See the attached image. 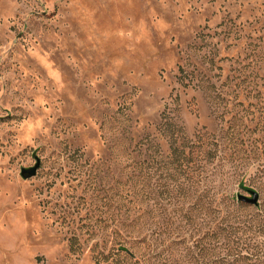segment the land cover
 <instances>
[{
  "label": "rangeland",
  "instance_id": "rangeland-1",
  "mask_svg": "<svg viewBox=\"0 0 264 264\" xmlns=\"http://www.w3.org/2000/svg\"><path fill=\"white\" fill-rule=\"evenodd\" d=\"M0 264H264V0H0Z\"/></svg>",
  "mask_w": 264,
  "mask_h": 264
},
{
  "label": "water",
  "instance_id": "water-1",
  "mask_svg": "<svg viewBox=\"0 0 264 264\" xmlns=\"http://www.w3.org/2000/svg\"><path fill=\"white\" fill-rule=\"evenodd\" d=\"M38 169H39V164H37L32 168L23 169L21 173L22 177L25 179L32 178L36 175ZM249 195L250 196H246L242 194L238 195L239 202L257 206L259 204V198H260L259 194L256 191L249 190Z\"/></svg>",
  "mask_w": 264,
  "mask_h": 264
},
{
  "label": "trees",
  "instance_id": "trees-1",
  "mask_svg": "<svg viewBox=\"0 0 264 264\" xmlns=\"http://www.w3.org/2000/svg\"><path fill=\"white\" fill-rule=\"evenodd\" d=\"M237 229H241V228H236L235 229L236 232H239V230H237ZM233 233L234 232H232V230L228 231L225 228H221V229H219V231H216V234H214V236H215L216 239L219 238V237H224V239L227 240V239H229L232 236Z\"/></svg>",
  "mask_w": 264,
  "mask_h": 264
}]
</instances>
